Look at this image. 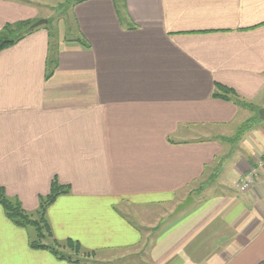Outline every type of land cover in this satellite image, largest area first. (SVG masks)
<instances>
[{
  "label": "crops",
  "instance_id": "0c3cea01",
  "mask_svg": "<svg viewBox=\"0 0 264 264\" xmlns=\"http://www.w3.org/2000/svg\"><path fill=\"white\" fill-rule=\"evenodd\" d=\"M70 17L73 36L37 28L0 52V189L32 214L53 179L67 187L51 239L85 253L264 264V0H87ZM36 19L0 0V30ZM31 239L0 205V264H74Z\"/></svg>",
  "mask_w": 264,
  "mask_h": 264
},
{
  "label": "trees",
  "instance_id": "16d2710c",
  "mask_svg": "<svg viewBox=\"0 0 264 264\" xmlns=\"http://www.w3.org/2000/svg\"><path fill=\"white\" fill-rule=\"evenodd\" d=\"M70 1V7L82 2H85L87 0H67ZM36 21H19L11 24H6L1 30H0V52L6 48H9L19 41L23 40L26 36L31 34L37 29H32V25ZM51 39L54 37V32H50ZM80 41V40H79ZM81 43H84L83 41H80ZM53 48L51 46V55L49 56L48 61V67L49 69L54 64V60L52 57ZM51 71V70H50ZM50 75V72L49 74ZM47 75V76H48ZM216 92L213 94L214 97H220L223 99H227V96L229 94V91L227 89H224L223 87L217 86ZM243 106H246L250 108V106L241 103ZM256 118L257 114H256ZM253 120L248 121L246 124H244L243 128L240 130V132H245L250 128V126L255 122ZM68 192V188L59 185V183L53 179L50 185V191L47 196L41 197L39 199V205L37 210L34 214L39 218L38 220L33 219L31 214L26 213L22 207L20 202L17 199H10L5 195V192L3 189H0V205L4 211V214L6 218L16 227L23 228V229H31L34 232V239L29 240V247L33 250H45L51 253L56 259L60 261H66L69 263L74 264H82L79 260H73L68 256H65L62 252L59 251L60 244L52 238L50 226L48 224V221L46 219V210L48 206L60 195L65 194ZM50 241V243H47L46 241ZM65 247H72L77 252L81 251V246L73 242L71 240H67L64 242Z\"/></svg>",
  "mask_w": 264,
  "mask_h": 264
},
{
  "label": "rangeland",
  "instance_id": "374dc122",
  "mask_svg": "<svg viewBox=\"0 0 264 264\" xmlns=\"http://www.w3.org/2000/svg\"><path fill=\"white\" fill-rule=\"evenodd\" d=\"M36 4L39 12V20H47V24L40 26L39 28H47L52 33H55L57 26L66 28L69 37L73 36L74 24L70 17V1L67 0H29ZM33 20V21H37ZM68 27V28H67ZM61 28V27H60ZM206 180V179H205ZM201 185L204 184V181ZM200 183L196 184L199 186ZM200 185V186H201ZM33 219L38 220L36 214H31ZM32 239L35 238L34 232L28 229ZM50 243V241H46ZM146 246L135 250H127L122 252H104L100 254L85 253L83 250L76 251L72 247H65L64 243L60 244L59 251L65 256L70 257L73 260H79L82 264H134L139 261L145 262ZM141 263V262H140Z\"/></svg>",
  "mask_w": 264,
  "mask_h": 264
},
{
  "label": "built area",
  "instance_id": "2783aa9c",
  "mask_svg": "<svg viewBox=\"0 0 264 264\" xmlns=\"http://www.w3.org/2000/svg\"><path fill=\"white\" fill-rule=\"evenodd\" d=\"M263 163L262 162H257V167L256 168H252L249 175L246 176L244 179L240 180L239 184L237 185V187L240 190H246L250 187H252L255 183V180L258 178L259 176V172H260V168H262Z\"/></svg>",
  "mask_w": 264,
  "mask_h": 264
},
{
  "label": "water",
  "instance_id": "95a60500",
  "mask_svg": "<svg viewBox=\"0 0 264 264\" xmlns=\"http://www.w3.org/2000/svg\"><path fill=\"white\" fill-rule=\"evenodd\" d=\"M47 24V20H37L33 25H32V29H37L39 28L40 26L42 25H45ZM257 116H258V119L259 120H264V107L263 108H260L257 112ZM192 202V199L191 198H188L187 200H185V202L181 205H179L175 211L173 212V214L171 216H174L176 215L178 212L182 211L183 209H185L189 203Z\"/></svg>",
  "mask_w": 264,
  "mask_h": 264
}]
</instances>
